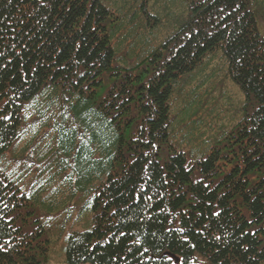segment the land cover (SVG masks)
Masks as SVG:
<instances>
[{
  "label": "trees",
  "instance_id": "obj_1",
  "mask_svg": "<svg viewBox=\"0 0 264 264\" xmlns=\"http://www.w3.org/2000/svg\"><path fill=\"white\" fill-rule=\"evenodd\" d=\"M264 0H0V264H264ZM66 207V206H65Z\"/></svg>",
  "mask_w": 264,
  "mask_h": 264
},
{
  "label": "rangeland",
  "instance_id": "obj_2",
  "mask_svg": "<svg viewBox=\"0 0 264 264\" xmlns=\"http://www.w3.org/2000/svg\"><path fill=\"white\" fill-rule=\"evenodd\" d=\"M67 205L68 201L56 210L54 218L48 222L53 245L46 264H69L66 252L63 250L67 244V237L72 233H79L91 227L89 222L91 213L86 209V197L72 209H69Z\"/></svg>",
  "mask_w": 264,
  "mask_h": 264
}]
</instances>
